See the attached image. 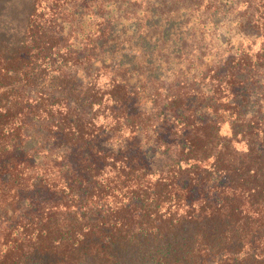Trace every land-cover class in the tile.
<instances>
[{
    "label": "trees",
    "instance_id": "obj_1",
    "mask_svg": "<svg viewBox=\"0 0 264 264\" xmlns=\"http://www.w3.org/2000/svg\"><path fill=\"white\" fill-rule=\"evenodd\" d=\"M31 11L0 41V264H264V0Z\"/></svg>",
    "mask_w": 264,
    "mask_h": 264
},
{
    "label": "rangeland",
    "instance_id": "obj_2",
    "mask_svg": "<svg viewBox=\"0 0 264 264\" xmlns=\"http://www.w3.org/2000/svg\"><path fill=\"white\" fill-rule=\"evenodd\" d=\"M34 1L35 0H0V41L8 39L13 40L24 35ZM161 83L164 86H168V84H170L168 76L166 79L164 74ZM143 84L144 83H142L141 86H143ZM183 87L186 88L183 90L186 93L193 94L195 92L189 88V86Z\"/></svg>",
    "mask_w": 264,
    "mask_h": 264
}]
</instances>
